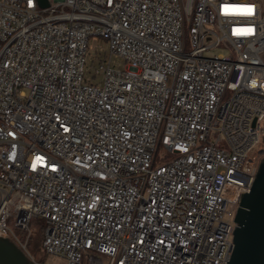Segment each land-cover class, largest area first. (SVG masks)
<instances>
[{
  "label": "built area",
  "instance_id": "obj_1",
  "mask_svg": "<svg viewBox=\"0 0 264 264\" xmlns=\"http://www.w3.org/2000/svg\"><path fill=\"white\" fill-rule=\"evenodd\" d=\"M45 2L0 0V236L35 264L32 219L65 264H226L264 155V0Z\"/></svg>",
  "mask_w": 264,
  "mask_h": 264
},
{
  "label": "water",
  "instance_id": "obj_2",
  "mask_svg": "<svg viewBox=\"0 0 264 264\" xmlns=\"http://www.w3.org/2000/svg\"><path fill=\"white\" fill-rule=\"evenodd\" d=\"M233 221V247L226 264H264V155L249 189L240 192ZM0 264L35 263L12 239L0 236Z\"/></svg>",
  "mask_w": 264,
  "mask_h": 264
},
{
  "label": "rangeland",
  "instance_id": "obj_3",
  "mask_svg": "<svg viewBox=\"0 0 264 264\" xmlns=\"http://www.w3.org/2000/svg\"><path fill=\"white\" fill-rule=\"evenodd\" d=\"M99 43L101 44L102 47H106V41L104 39H100ZM213 53H222V54H228L229 51L227 48L224 47H216L212 49ZM99 53V58H102L103 56L108 57L109 51L106 50L105 55L103 54L102 49L98 50ZM123 58L119 56L116 53H110V64L112 67L116 69H122L123 68ZM163 150L160 148L159 153H161ZM234 214V212H233ZM34 227V226H33ZM33 228H31L32 230ZM29 250V248H28ZM32 250H29V252L34 255L35 259L40 260L44 262L45 264H65V260L61 258L60 256H56L53 254L45 253L43 250H38L36 253L31 252Z\"/></svg>",
  "mask_w": 264,
  "mask_h": 264
},
{
  "label": "trees",
  "instance_id": "obj_4",
  "mask_svg": "<svg viewBox=\"0 0 264 264\" xmlns=\"http://www.w3.org/2000/svg\"><path fill=\"white\" fill-rule=\"evenodd\" d=\"M31 228L33 229L31 230V234L27 244V249L29 248V250H32L31 252L36 253L38 250H42L41 244L43 239V228H44L43 219H32L30 223V229ZM31 256L35 258L34 255L31 254Z\"/></svg>",
  "mask_w": 264,
  "mask_h": 264
},
{
  "label": "snow or ice",
  "instance_id": "obj_5",
  "mask_svg": "<svg viewBox=\"0 0 264 264\" xmlns=\"http://www.w3.org/2000/svg\"><path fill=\"white\" fill-rule=\"evenodd\" d=\"M30 2H31V0H30ZM231 7H234V6H231ZM245 9H246V12H247V14H251V12H252V7L251 6H245ZM252 30L251 29H248L247 30V33H250ZM234 34H236L235 33V30H234ZM246 34V33H245ZM67 130V129H66ZM42 160V158L41 157H37L36 158V161L34 162V164H33V167H35V163L36 162H40Z\"/></svg>",
  "mask_w": 264,
  "mask_h": 264
}]
</instances>
